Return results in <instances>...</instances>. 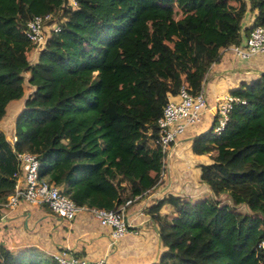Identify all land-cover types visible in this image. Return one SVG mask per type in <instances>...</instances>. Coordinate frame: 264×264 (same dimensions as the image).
Wrapping results in <instances>:
<instances>
[{
	"label": "trees",
	"instance_id": "trees-1",
	"mask_svg": "<svg viewBox=\"0 0 264 264\" xmlns=\"http://www.w3.org/2000/svg\"><path fill=\"white\" fill-rule=\"evenodd\" d=\"M70 1L0 0V120L32 88L14 143L0 131V203L23 151L36 156L38 177L76 205L137 202L165 176L156 119L166 94L199 91L221 49L240 41L247 14L246 35L264 28V0ZM47 14L60 32L31 62L26 24ZM231 95L241 102L222 130L192 144L210 153L199 167L209 195L166 193L143 210L163 247L147 264H264V73ZM0 264L54 262L0 243Z\"/></svg>",
	"mask_w": 264,
	"mask_h": 264
},
{
	"label": "crops",
	"instance_id": "crops-1",
	"mask_svg": "<svg viewBox=\"0 0 264 264\" xmlns=\"http://www.w3.org/2000/svg\"><path fill=\"white\" fill-rule=\"evenodd\" d=\"M253 21V15L245 16L240 42L248 36L244 31ZM231 46L221 49L219 60L210 64L200 82V91L209 106H212L218 97L231 95L232 90L243 83L256 80L260 73H264V52L242 58ZM36 55L37 53L31 51L29 60L34 61ZM26 88L21 99L7 103L6 112L0 120L1 123L7 119L6 116H13V132L14 122L24 98L32 90L28 88L29 91L25 94ZM212 115L211 109L205 110L197 124L188 126L176 138L175 146L165 161L166 174L163 175L162 183L150 189L137 202L125 206L124 214L138 230V235L127 233L111 244L109 228L99 225L85 211L78 213L72 221H65L52 215L44 206L21 203L13 209L0 208V243L11 254H37L49 263L52 261V253L56 250H64L88 261L104 259L106 264H147L155 261L163 247L159 243L155 225L143 210L166 193L190 198L209 195V189L200 181L199 167L211 162L210 153H197V146L194 152L192 144L195 137L211 129ZM192 174L197 177L195 184L191 183L189 178ZM202 192L203 194L196 195ZM161 211L166 212L167 206L162 207ZM134 237L135 239H132ZM152 238L154 247L149 244V239ZM136 251L139 253L135 254L137 256L134 255Z\"/></svg>",
	"mask_w": 264,
	"mask_h": 264
},
{
	"label": "built area",
	"instance_id": "built-area-1",
	"mask_svg": "<svg viewBox=\"0 0 264 264\" xmlns=\"http://www.w3.org/2000/svg\"><path fill=\"white\" fill-rule=\"evenodd\" d=\"M70 4L76 5L73 0ZM59 32L60 27L54 23L50 14L36 15L26 24L25 37L32 45L31 51L38 53L50 36ZM231 49L242 58L264 52V28L255 27L249 32L248 37L232 45ZM238 101L241 102L237 97L226 94L215 99L212 106H209L200 90L190 94L184 86H180L174 94H167L161 114L156 119L159 130L156 142L163 155V169L167 156L175 146L176 138L188 126L197 124L205 110H212L211 129L218 134L227 121L229 110ZM10 136L6 140L12 145L16 140L14 132ZM15 160L17 168L12 174L13 186L4 201L0 203V208L13 209L21 203L44 206L52 215L65 221H72L78 213L85 211L99 225L109 228L111 244L123 235L133 232L134 227L124 214L128 202L114 210L76 205L68 196L61 193L59 187L38 177V161L34 154L26 151L16 152ZM51 257L54 264H106L104 259L88 261L64 250H56Z\"/></svg>",
	"mask_w": 264,
	"mask_h": 264
},
{
	"label": "rangeland",
	"instance_id": "rangeland-1",
	"mask_svg": "<svg viewBox=\"0 0 264 264\" xmlns=\"http://www.w3.org/2000/svg\"><path fill=\"white\" fill-rule=\"evenodd\" d=\"M26 77V76H25ZM26 88V87H25ZM28 88H26V90H25V94H26V92L28 93V91L29 90H27ZM5 109H6V107H5ZM20 111V110H19ZM5 112H6V110H5ZM19 113V112H18ZM6 120H3L1 123H0V129H1V131L4 133V135H5V137H6V139H8V137H11L10 135H11V133L13 132L12 131V124H11V122H12V120H13V116L12 117H10V116H6ZM200 153V152H199ZM197 166V165H196ZM196 166H194V167H196ZM198 168V167H197ZM193 169V168H192ZM195 170V169H194ZM198 170H199V168H198ZM164 171H165V174H166V169L164 168ZM200 171V170H199ZM190 181H192L191 183H193V184H195V182H196V179H197V177L195 176V175H190ZM162 183V182H161ZM180 186H181V184H180ZM180 189V188H179ZM193 193H198V192H193ZM201 194H203V192L202 193H199V194H196V195H201ZM197 197V196H196ZM220 198L222 199V200H224V196H220ZM242 210H244L243 208H241ZM49 211V210H48ZM138 230L137 229H135L134 228V230H133V232H132V234L133 235H138ZM132 239H135V237L134 238H132ZM149 244L151 245L152 244V247H154V239L152 238V239H149ZM159 245V244H158ZM139 251H141L140 249H139ZM145 252H147V251H145ZM142 253H144V251L142 250ZM135 254H138L139 255V253H138V251H136L135 253H134V255ZM12 255H16V254H12ZM29 255V254H28ZM145 255V254H144ZM135 256H137V255H135ZM41 257V256H40Z\"/></svg>",
	"mask_w": 264,
	"mask_h": 264
}]
</instances>
